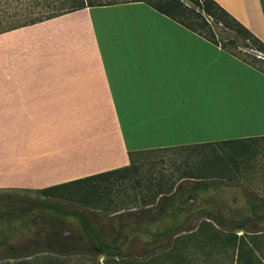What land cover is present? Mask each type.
Listing matches in <instances>:
<instances>
[{"label":"crops","instance_id":"1","mask_svg":"<svg viewBox=\"0 0 264 264\" xmlns=\"http://www.w3.org/2000/svg\"><path fill=\"white\" fill-rule=\"evenodd\" d=\"M215 1L264 42V0ZM262 135L264 73L143 1L0 32V188L125 166L132 150ZM45 167L56 178H27ZM251 243L243 264H264V243Z\"/></svg>","mask_w":264,"mask_h":264},{"label":"rangeland","instance_id":"2","mask_svg":"<svg viewBox=\"0 0 264 264\" xmlns=\"http://www.w3.org/2000/svg\"><path fill=\"white\" fill-rule=\"evenodd\" d=\"M189 5L194 6L190 3ZM217 28V31L223 29L225 32H219L220 38L228 36L235 39L238 44L243 41L236 32L224 29L222 25H218ZM249 148L245 154L238 148L231 149L218 144L159 150L141 158L136 174L121 178L113 185L108 184L109 181H98L47 192H42L41 188H0V264L19 263L20 258H9L13 254L66 258L61 264H95L93 260H89L88 254L65 251L61 253L63 248L52 251L39 245L35 247L33 243H39L38 237L58 235L66 238L76 235L82 231L84 219L92 213H95L98 223H109L116 227L120 212L128 222L147 223L148 229L145 230L151 231L160 221L161 215L155 201L151 202L145 197L144 203L141 197L146 193V185L153 183L158 175L180 181L185 185H193L196 182L206 185L204 190L198 191L183 204L184 209L191 205L194 213L191 218L185 220L186 233H195L194 236L185 237L184 240L174 243V252H181L184 255L183 263L235 264L232 248L225 241L222 242V237L220 241L214 242L207 231L198 235L203 217L194 208L213 199L209 206L215 210L219 209L224 213L227 209H235L247 214L251 203L264 202V140ZM253 150L257 151L255 155ZM47 172H51V169L41 168L36 173L31 172L27 178L30 180L56 178ZM111 182L114 183V180ZM115 205H123V208L115 211L113 209ZM170 220L168 217L167 222ZM263 228L264 223L259 222L255 225L249 224L246 230H235L236 236L241 238H236L235 244L238 243L243 248L248 247L251 242L253 246L254 244L261 246L264 238L252 237L253 231L257 229L262 231ZM115 235L116 231L111 237ZM120 235L133 240L131 256L140 260L141 264H172L167 258L155 259L154 255L161 251V246H153L149 233H131L127 229ZM173 239L170 237L158 243L168 242L169 248ZM242 251L239 264L246 262V255H251ZM97 260L102 264L103 256L99 255ZM252 261L253 264H259L255 258H252ZM122 263L124 262L121 261L120 264Z\"/></svg>","mask_w":264,"mask_h":264},{"label":"trees","instance_id":"3","mask_svg":"<svg viewBox=\"0 0 264 264\" xmlns=\"http://www.w3.org/2000/svg\"><path fill=\"white\" fill-rule=\"evenodd\" d=\"M128 1L145 2L157 11L264 73V42L215 0H0V32L40 22L87 6L110 5ZM189 3L194 6L189 5ZM218 25H222L224 29L236 32L237 36L241 37L243 41L238 44L235 39L228 36L220 38L218 36L219 32H225L223 29L217 31ZM243 48H248V50ZM260 140H264V135L226 139L195 145L132 150L127 153L129 163L125 166L50 185L40 190L47 192L61 187L92 184L98 181H109L108 184H116L119 182V179L138 172L141 158L163 149L213 146L218 144L231 147V149H234V147L238 148L241 153L245 154L250 149L249 147L253 148L254 144ZM256 153L257 151L254 152V155ZM111 180H114V183ZM205 188L206 185L204 183L196 182L193 185H185L180 181L178 182L168 179L166 176L158 175L155 177L153 183L150 182L146 185V193L141 197L142 201L145 197L149 198L151 202L155 201L161 215L160 221H158L156 227L151 231L145 230L148 229L147 223L141 224V221L139 224L136 221L128 222L126 221L127 218L120 212L118 213V224L116 227H113L109 223H98L95 213H92L87 219H84L82 231L76 235L66 238L59 237L58 235H50L44 238L38 237L39 243H33V246L39 245L41 248L52 251L63 248L61 253L65 251L66 253L79 252L81 254H88L89 260H93L95 264H100L97 260L99 255L103 256L102 264H120L121 261L124 262L122 264H141L140 260L133 259L131 256L133 240L120 235L128 229L131 233H149L153 246H161V251L154 255L156 256L155 259H159L160 257L167 258L168 260L170 259L169 261L172 264H184L183 253H175L173 250L175 248L174 243L175 241L184 240L185 237L194 236L195 233H186L187 229L184 228L185 220L191 218L194 213L191 205L184 209L183 204L194 197L198 191ZM209 200L208 203L194 208L203 217L198 235L207 231L214 242L220 241L222 237V242L225 241L232 248V257L235 255V260L238 262L245 247H241L238 243L235 244L236 238H241L237 237L234 231L237 229L246 230L249 224L253 223L255 225L262 221L264 218V202L260 204L251 203L249 213L242 214L235 209H227L222 213L219 209L215 210L209 206L212 204L213 199ZM122 206L115 205L113 209L118 211L123 208ZM168 217L171 218L169 222H167ZM176 217H181V219H177ZM115 231L117 235L111 237ZM258 231L260 229L253 232ZM170 237L174 239L172 246L169 248L168 242H165V244L158 243ZM257 237L259 238L260 236L254 233L252 238ZM249 251H252V249ZM253 254L255 253L253 252ZM9 258H20L21 261L17 264H61L66 259L50 256L31 257V254H13Z\"/></svg>","mask_w":264,"mask_h":264}]
</instances>
